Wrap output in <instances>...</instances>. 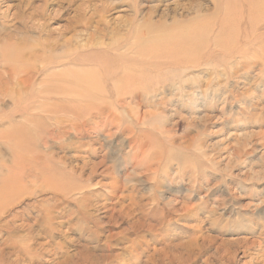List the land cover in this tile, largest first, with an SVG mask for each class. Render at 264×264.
Instances as JSON below:
<instances>
[{
    "label": "rangeland",
    "instance_id": "1",
    "mask_svg": "<svg viewBox=\"0 0 264 264\" xmlns=\"http://www.w3.org/2000/svg\"><path fill=\"white\" fill-rule=\"evenodd\" d=\"M255 6L0 0V264H264Z\"/></svg>",
    "mask_w": 264,
    "mask_h": 264
},
{
    "label": "bare ground",
    "instance_id": "2",
    "mask_svg": "<svg viewBox=\"0 0 264 264\" xmlns=\"http://www.w3.org/2000/svg\"><path fill=\"white\" fill-rule=\"evenodd\" d=\"M253 13H259L260 15L258 14V17L264 18V16L261 15V14H264V9H260L259 8V11H258L257 7L255 6V11L254 12H250V15L253 14ZM261 23L263 24L262 28H264V21H261ZM226 26L227 25H226L225 21H223L221 23L222 29H224ZM188 30H190V28H188ZM195 32H196V30H195ZM238 34H236V36ZM183 35H184V33L181 34L178 31H175L173 34H171L170 32H165L163 35H161L159 37V39L162 40V41H166L169 45H171V43H172V45H174V47H179L182 44V39L184 40V36ZM236 36H235V38H236ZM184 43H185V40H184ZM219 46L223 47L224 46V42H221V44H219ZM168 47H170V46H166L162 51H159L156 55L157 56H161L164 53L165 49L168 48Z\"/></svg>",
    "mask_w": 264,
    "mask_h": 264
}]
</instances>
